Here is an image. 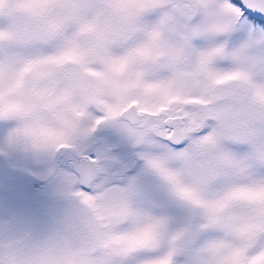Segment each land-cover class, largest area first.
I'll use <instances>...</instances> for the list:
<instances>
[{
	"label": "snow or ice",
	"instance_id": "1",
	"mask_svg": "<svg viewBox=\"0 0 264 264\" xmlns=\"http://www.w3.org/2000/svg\"><path fill=\"white\" fill-rule=\"evenodd\" d=\"M0 128L71 200L0 264H264V0H0Z\"/></svg>",
	"mask_w": 264,
	"mask_h": 264
},
{
	"label": "rangeland",
	"instance_id": "2",
	"mask_svg": "<svg viewBox=\"0 0 264 264\" xmlns=\"http://www.w3.org/2000/svg\"><path fill=\"white\" fill-rule=\"evenodd\" d=\"M0 155L12 163V171L7 172L4 185L1 186L0 182V235H22L32 232L34 226L35 232L47 231L54 223L57 213L71 203L66 184L60 174L58 180L39 195L32 189L30 181L26 183L21 179L47 180L53 171L55 158L59 157L8 144L7 129L4 128H0ZM27 199L32 202H20ZM21 215L28 222H17Z\"/></svg>",
	"mask_w": 264,
	"mask_h": 264
},
{
	"label": "flooded vegetation",
	"instance_id": "3",
	"mask_svg": "<svg viewBox=\"0 0 264 264\" xmlns=\"http://www.w3.org/2000/svg\"><path fill=\"white\" fill-rule=\"evenodd\" d=\"M55 156H58L59 158H57V157L55 158V162H54L55 164H54V167H53V171L50 173L49 178L47 180L40 181V180L37 179V181H36L35 179H25V178L21 179V180H25L26 183L28 181H30V184L32 185V189L36 192V194L42 195L41 193H45L44 192L45 189H47L49 186H51L53 184V182L57 181L58 178L60 177V174H61V172H60V168H61L60 160H61V158H60L59 154H56ZM0 162H1V165H0V182H1V186H3L4 185V181L6 180V177H7V172H11L12 171V168H11L12 167V163H11V160L8 161L6 158L4 159L1 155H0ZM13 175H14V173H13ZM50 198L54 199L52 197H50ZM54 200L57 201V199H54ZM24 201H25L26 204H28L29 202H32L30 199H27V201L26 200H22L20 202L23 203ZM23 216L24 215L19 216L17 222H19V223L28 222L27 219L23 218ZM35 230H36V227L34 226L32 232L35 233Z\"/></svg>",
	"mask_w": 264,
	"mask_h": 264
}]
</instances>
